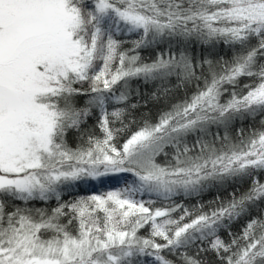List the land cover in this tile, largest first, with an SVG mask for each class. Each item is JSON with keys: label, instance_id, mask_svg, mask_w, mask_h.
<instances>
[{"label": "snow or ice", "instance_id": "obj_1", "mask_svg": "<svg viewBox=\"0 0 264 264\" xmlns=\"http://www.w3.org/2000/svg\"><path fill=\"white\" fill-rule=\"evenodd\" d=\"M0 264H264V0H0Z\"/></svg>", "mask_w": 264, "mask_h": 264}, {"label": "trees", "instance_id": "obj_2", "mask_svg": "<svg viewBox=\"0 0 264 264\" xmlns=\"http://www.w3.org/2000/svg\"><path fill=\"white\" fill-rule=\"evenodd\" d=\"M180 95H182V93L178 94L176 98H179ZM168 103L169 101L167 100L163 101V103L161 102H156L155 104L150 103L146 108L141 109V114L142 115L150 114L151 117L155 119L158 113L167 107ZM123 182L124 181L122 177H119V178L112 177V178H104L102 181H95L92 183L95 185L96 191L103 192V191L109 190L114 187H120L122 186ZM84 188H85V192L92 191V189L89 188L87 185H85ZM214 195H219L221 198L227 199L228 193L223 190L217 193L215 189H212V190H209L203 193L202 198H187V199L181 200L180 202L184 203L188 207H192L194 205L202 203L206 206L205 210H208L209 207L214 206L209 203L210 201H212Z\"/></svg>", "mask_w": 264, "mask_h": 264}, {"label": "rangeland", "instance_id": "obj_3", "mask_svg": "<svg viewBox=\"0 0 264 264\" xmlns=\"http://www.w3.org/2000/svg\"><path fill=\"white\" fill-rule=\"evenodd\" d=\"M124 183V182H123ZM123 183H122V186H123Z\"/></svg>", "mask_w": 264, "mask_h": 264}]
</instances>
